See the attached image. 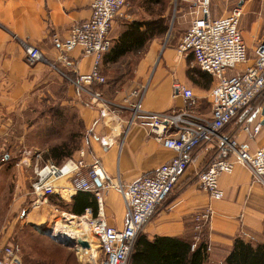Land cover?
<instances>
[{"label": "crops", "instance_id": "0c3cea01", "mask_svg": "<svg viewBox=\"0 0 264 264\" xmlns=\"http://www.w3.org/2000/svg\"><path fill=\"white\" fill-rule=\"evenodd\" d=\"M194 2L175 0V13L180 21L176 28L178 33L184 32L193 19V12L197 10ZM90 3L91 0H0V110L7 111L19 97L28 93L32 85H37V76L43 63L29 66L24 59V47L28 45L38 48L44 63L54 62L57 52L51 44V37L64 39L72 23L86 20L90 15ZM206 7L207 18L210 20L227 16L234 7L240 8L238 28L246 53L251 54L252 58L256 44L264 39V0H206ZM248 15L257 17V20L259 18L262 26L256 30L253 21V26L250 25L248 30L243 28L241 18ZM127 19L116 18L112 22L109 32L111 43L124 29L122 24L133 20L131 17ZM149 47L136 62L130 82L116 92L114 100L120 102L131 90L142 88L143 110L174 113L183 108L184 103L179 95H172V87L183 85L192 92L195 112L203 118H209V94L216 80L200 72L194 66L191 55L187 56L190 57L193 72L188 71L185 57L162 55L157 61L153 59V46ZM68 57L78 73L84 74L91 69L92 58L81 55L80 49H73ZM263 100L264 91L239 110L219 133L226 138H233L239 146L250 152L264 145ZM81 108L88 131L85 160L97 159L112 182L129 184L150 175L174 156L172 151L147 135L143 127L137 123L129 124L127 112L115 116L89 103ZM227 157L228 153L214 139L199 145L192 152L191 162L183 175L157 207L135 243L139 238L148 242L157 238L191 241L192 217L206 207H210L212 218L208 229L203 230L199 236L200 239L205 236L210 249L205 264H222L235 237L244 242L264 243V186L253 183L244 167L234 165L231 173L218 177V188L222 191V199L219 201L209 200L207 194L197 188L196 174L211 159ZM74 195L72 193L61 198L66 202L65 206L71 204ZM39 203L38 206L44 202ZM85 210H89L91 216H96V201L92 209L86 207ZM101 214L107 226L116 229L124 226L125 207L116 189L109 188L101 194ZM40 218L39 214L37 217L33 214L31 219L36 229L46 223L45 219ZM241 233L251 237V240L242 237ZM5 238H0V246L4 245Z\"/></svg>", "mask_w": 264, "mask_h": 264}, {"label": "built area", "instance_id": "2783aa9c", "mask_svg": "<svg viewBox=\"0 0 264 264\" xmlns=\"http://www.w3.org/2000/svg\"><path fill=\"white\" fill-rule=\"evenodd\" d=\"M194 5L197 10L179 38L175 53L178 57L191 55L194 66L216 80L209 94V118L195 112L192 92L183 85L172 87V95H179L184 103L183 108L174 113L143 110L142 88L131 90L123 99L125 105L109 103L100 93L89 89L105 81L99 72V65L111 45L109 32L112 22L116 18H128L124 10L127 6L125 0H91L90 15L86 20L72 23L64 39L55 36L50 39L57 52L56 61L71 74L65 78L72 87L85 93L93 105L108 110L110 114L117 116L125 110L129 114V124L137 123L147 135L174 154L150 175L129 184L112 182L97 159L85 160L83 149L60 164L46 161L33 167L29 185L32 206H38L39 201L50 195L62 198L76 192L92 194L97 203L96 216L85 210L77 219L86 222L97 243L102 256L98 264L129 263L137 236L183 175L191 162L192 152L203 142L214 139L228 153L227 158L211 159L196 174L197 188L205 192L209 200L222 199L217 179L222 174L231 173L234 165L244 167L253 183L264 186V145L250 152L233 138L219 133L239 110L264 91V39L256 44L248 63L238 28L240 8L234 7L227 16L210 20L205 0H195ZM75 48L80 49L81 55L92 58L91 69L87 73H78L68 57V53ZM24 59L28 65L43 60L38 48L28 45L24 47ZM243 64H246L243 68H237ZM109 188L119 192L125 207V222L121 229L107 226L101 214V194ZM211 218L210 207L193 215L190 250L199 242L201 232L208 229ZM240 235L251 240L245 233ZM205 250L208 252L210 249L207 246ZM0 264H21L17 244L10 242L0 246Z\"/></svg>", "mask_w": 264, "mask_h": 264}, {"label": "rangeland", "instance_id": "374dc122", "mask_svg": "<svg viewBox=\"0 0 264 264\" xmlns=\"http://www.w3.org/2000/svg\"><path fill=\"white\" fill-rule=\"evenodd\" d=\"M125 2L127 6L124 10L129 18L150 20L161 17L166 29L140 52L127 55L115 64H101L105 84L92 85L89 89L100 93L104 100L114 105L126 104L124 98L117 102L114 96L128 85L136 62L149 46H153V59L157 61L162 55L183 58L175 53L180 34L183 33L176 31L180 21L175 13V0H161L159 4L146 0ZM241 20L246 30L253 26V21L256 30L262 26L255 16H242ZM247 58L249 63L251 54L248 53ZM185 60L188 71L193 72L190 57L185 56ZM38 63L43 64L37 76V85H32L28 93L19 97L7 111L0 110V238L6 237L4 244L14 241L19 245L21 264H98L102 256L95 239V257L91 258L88 253L81 258L74 247L42 234L41 231L50 228L54 222L72 226L73 222L79 220L62 209L65 201L58 195H50L40 206L31 205L33 198L29 185L35 165L46 161L58 164L68 157H75L79 149L86 152L88 131L81 107L88 103L93 105L85 93L70 85L65 77L71 74L56 60ZM121 111L126 113L125 110ZM33 214L45 219L46 223L39 230L31 222Z\"/></svg>", "mask_w": 264, "mask_h": 264}, {"label": "trees", "instance_id": "16d2710c", "mask_svg": "<svg viewBox=\"0 0 264 264\" xmlns=\"http://www.w3.org/2000/svg\"><path fill=\"white\" fill-rule=\"evenodd\" d=\"M146 2L159 4L161 0H146ZM122 25L124 29L113 40L108 52L101 58L99 65L100 74L102 63L107 65L115 64L127 55L140 52L151 40L160 37L166 29L164 20L161 17L150 20H133ZM103 84H105V81ZM94 205L95 199L92 194L76 192L71 197V204L68 207L64 206L62 209L70 214L80 216L86 207L92 209ZM203 237L193 250H190V241L182 239L157 238L152 242H148L143 240V238H139L134 244L129 263L205 264L207 244L204 235ZM11 243L17 244L14 241ZM222 264H264V243L244 242L240 238L235 237L230 251L222 260Z\"/></svg>", "mask_w": 264, "mask_h": 264}, {"label": "bare ground", "instance_id": "6f19581e", "mask_svg": "<svg viewBox=\"0 0 264 264\" xmlns=\"http://www.w3.org/2000/svg\"><path fill=\"white\" fill-rule=\"evenodd\" d=\"M73 223L74 224L72 226H69L64 222H54L51 227L46 230L45 233L55 241H59L60 243H63L70 247H74L75 251H78V254L81 258L88 253L91 258L95 257V255L93 254V250L96 248L94 244V238L88 231L86 222L83 219H79L77 220V222ZM78 239L86 241L89 246V250L81 248L77 244Z\"/></svg>", "mask_w": 264, "mask_h": 264}, {"label": "water", "instance_id": "95a60500", "mask_svg": "<svg viewBox=\"0 0 264 264\" xmlns=\"http://www.w3.org/2000/svg\"><path fill=\"white\" fill-rule=\"evenodd\" d=\"M37 230H39V229H37ZM47 230V229H46ZM46 230H43V231H41L42 232V234H44V235H46ZM47 236V235H46ZM77 244L81 247V248H83V249H88L89 248V246H88V244L86 243V241H84V240H80V239H78L77 240ZM66 246H68V245H66Z\"/></svg>", "mask_w": 264, "mask_h": 264}]
</instances>
